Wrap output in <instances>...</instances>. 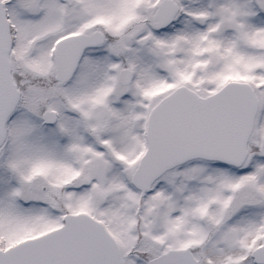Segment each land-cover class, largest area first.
Listing matches in <instances>:
<instances>
[{
	"label": "snow or ice",
	"instance_id": "obj_1",
	"mask_svg": "<svg viewBox=\"0 0 264 264\" xmlns=\"http://www.w3.org/2000/svg\"><path fill=\"white\" fill-rule=\"evenodd\" d=\"M0 264H264V0H0Z\"/></svg>",
	"mask_w": 264,
	"mask_h": 264
}]
</instances>
